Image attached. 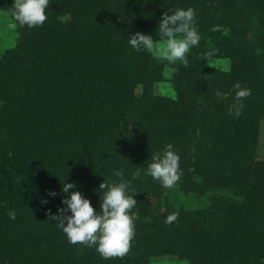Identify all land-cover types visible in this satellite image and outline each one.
<instances>
[{
  "label": "rangeland",
  "instance_id": "rangeland-1",
  "mask_svg": "<svg viewBox=\"0 0 264 264\" xmlns=\"http://www.w3.org/2000/svg\"><path fill=\"white\" fill-rule=\"evenodd\" d=\"M77 1L65 0L66 10L69 12H65L61 18L72 22L75 38L73 44L83 46L88 56L92 53L91 45L96 44L95 41H90L95 35L91 34L92 27L88 20L85 18L83 21L82 14L71 9ZM106 1L116 3L126 0H101L104 7ZM222 1L226 0H198L192 7L196 10L195 21L201 40L199 45L192 47L187 54L188 64L194 63L197 67L195 76L201 77L208 85H213L205 87L209 92L213 91L214 97L207 106V100L194 96L199 100V105L188 109V116L184 120L193 124L195 122L194 131L191 128L193 126L188 125V132H194L195 137L184 146L183 154H180V179L171 188L161 186L157 193L144 194V198L137 201L135 207L130 210L138 213V218L135 219V235L129 251L123 256H118L121 257L119 264H216V261L221 264H264V18L258 15L262 0H236L231 7L228 4L222 6ZM12 2L13 0H0V71L14 70L15 65L22 74L43 71L45 74L47 70L56 68V61L63 58L60 52H56V48H51L49 52L48 42L54 45L51 37L55 30L63 25L55 23L47 31L49 41L33 39L34 33L30 30L35 27L20 26L14 20L10 14ZM250 2L255 5L246 9ZM58 4V0H50L46 9L58 10ZM57 13L54 15L57 16ZM48 23L47 16L42 25ZM153 40L162 42L160 35L153 37ZM24 47H29L31 52L42 51L45 56L47 50L52 53L51 59L48 60L46 56L45 63L36 61V67L32 68L34 55L28 57L27 52L21 53ZM209 47L218 51L212 57L206 58L203 53ZM145 51L148 55L142 66L148 67L152 73L162 69L165 79L162 77L163 81L152 83L147 81L144 92L140 83H137L134 93L141 96L146 92L149 100H160L162 104L171 106V114L163 118L164 125H167V134L159 131L157 124L154 127H138L132 109L126 110L128 114L124 115V118L128 125L125 129L121 127L118 134L122 140L128 141V148L131 149V145L137 148L139 144L135 135L137 131L141 134L139 138L144 135L148 141L146 150L152 148L153 152H162L171 136L176 139L175 143L179 142L176 134L179 136L184 126L179 117L180 112L172 107L171 102L180 98L177 80L174 81L173 77L177 76L185 65L180 61L169 62ZM15 55L20 59L14 63ZM45 56L42 55V58ZM139 63L134 60L129 66V79L133 73L140 72L138 70L142 66H139ZM236 71L240 75L250 74L253 82L243 77H232ZM236 81H239L242 87L251 89V95L242 98L243 109L239 116L229 112V106L235 100V89L232 85ZM185 84L183 82L182 85ZM217 90L225 93V97L217 98ZM2 91L6 92L5 97ZM11 91L9 86L6 88L5 84L0 85V104L5 103L10 93H13ZM62 95L54 93L49 105L47 102L41 104L40 115L28 109L22 97L18 100L16 98L9 107L0 105V171L2 167H7L9 171L17 170L16 174L18 172L21 175V181L17 180L13 184L14 189L13 185L11 187L12 192L7 194L10 198L15 195L16 190L13 200L16 218L10 219L0 210V248L15 249V255H19L18 257H29V264H58L60 260L65 259V250L72 251L71 254L75 258L93 254L105 262L107 258L96 251L94 246L70 243L64 232L54 221L49 220L45 212V209H51L55 213L58 207H63L62 198L67 195L62 192L63 183L77 181L73 177L70 179L72 174L69 164L78 163L80 160L78 150L81 141L80 136L75 133L78 121L71 113L60 114L53 108L59 98L65 97ZM206 106L209 107L207 111ZM105 111L104 104L98 115ZM100 117L103 118V115ZM240 135L246 138H243L242 144L238 141ZM238 148L244 153L245 162H250L248 167L223 169L222 162H216V165L213 164L217 166L214 170L216 173L210 176L209 183H204L205 179L197 177H192L189 187L184 182V175L187 177L193 168L184 173L187 168L182 164L184 160H212L210 157L213 151L226 154ZM91 171L93 170L89 169V172ZM89 175L86 174L78 188L69 191L79 190L94 208L99 210L100 192L103 190L91 181ZM44 190H55L57 193L55 196L49 195V204H42L38 199V193H43ZM212 208L217 209L214 211L218 213L217 216L211 211ZM173 211L178 212L179 219L190 221L192 218H200L207 227H212L214 232L216 230L218 234L213 240L215 250L208 251L204 256H193L180 252L174 245L165 244L172 231V226L165 223V218ZM239 226L245 227L244 236L237 234ZM248 226L250 231L247 230ZM236 236L242 237L243 240L235 239ZM237 241L246 243L248 247L245 244H237ZM55 259L58 261H54Z\"/></svg>",
  "mask_w": 264,
  "mask_h": 264
},
{
  "label": "trees",
  "instance_id": "trees-1",
  "mask_svg": "<svg viewBox=\"0 0 264 264\" xmlns=\"http://www.w3.org/2000/svg\"><path fill=\"white\" fill-rule=\"evenodd\" d=\"M58 1V10L46 9L49 23L37 26L30 31L34 33L33 39L49 41L47 31L55 23H61L63 27L57 28V31L55 30L54 35L51 37L54 45H51L49 42L48 44L50 46L49 52L56 48V52H60L63 59L57 60L55 63L56 68L47 70L45 74H43L44 71L22 74L17 70L15 65L14 70L0 71V85L5 84L6 88L9 86L12 90L11 92H13L7 97L5 103L0 105L9 107L16 98L18 100L22 97L27 103V108L31 109L35 114L40 115V112L42 114L41 104L47 102V105H49V102L53 100L51 97L54 93L61 96L64 94L65 97L59 98L53 108L58 110L60 114L62 112L71 113L77 119L78 129L75 128V133L77 136H80L79 140L81 141V146L78 150L80 160L78 163L69 164L72 174L70 179L72 177L75 180L77 179L75 182L77 188L86 174H90L91 181L96 185H99L104 179L109 182L120 179L130 180L129 194H132L134 191L133 196L136 201H141L144 198V194H154L161 190V183L158 180H154L144 171L151 162L152 155L155 152H153L152 148L149 150L145 149L148 146V141L144 135L139 138L141 134L137 131L135 134L139 143L137 148H135V145H131V149L128 148V141L121 139L118 130L121 127L126 128L128 123L124 115L128 114L126 113L127 109H132L133 116L138 121V127L142 125L154 127L157 124L159 126L156 128L167 134V125H164L163 118L171 114L172 111L171 106L162 104L160 100H149L150 97L146 92L141 96H137L134 93V86L137 83H140V87L144 89L146 83L160 81L162 77L163 80L165 78L162 74V69L154 70V73H152L148 67L142 66L148 54L145 50L137 51L133 49L128 43V35L140 31L151 34L152 37H157L160 35L158 24L165 11L171 14L176 8L186 9L193 7L198 0H126L125 2L118 1L116 3L106 1V7L100 2L101 0H78L76 2L78 4L75 3V6L71 9L82 14L83 21H85V18L88 20L89 25L92 27L90 29L91 34L95 35L90 41H95L96 44L91 45L90 51L92 53L88 56L83 46L73 44L75 41L73 24L69 19L61 18L65 12H69V10H66L67 3L65 0ZM235 2L236 0L222 1V6L228 4L231 7ZM253 5L255 3H248L246 9L253 7ZM261 7L258 15L264 18V0H262ZM56 12H58V17L54 15ZM22 52H27L26 55L28 57L34 55L35 59L32 68L36 67V61L40 64L41 62L45 63L46 56L49 60L52 55L47 50L46 56L42 51L31 52L29 47H24ZM40 53L45 56L44 59ZM19 59V56L16 57L15 55V58H13L14 63L18 62L17 60ZM262 59L264 61V56H262ZM134 60H137L138 63L141 61L139 66L142 67L138 70L140 72L137 74L133 73L131 79H129L130 72L128 68ZM182 69L177 76L173 77L174 81L177 80L176 85L180 98L173 99L171 103L173 104L172 107L177 112H180L179 117L184 126L181 128L182 131H180L179 136L178 133L176 134L179 140L178 143H175L176 139L172 136L166 141L167 144L171 142L174 145V150L179 155L183 154L182 150L184 146L188 145L191 139L195 137L194 132H188V125L190 124L193 126L191 128L194 131L195 122L193 124V122L189 123L184 120L188 116V109L190 110L193 105H199L197 103L199 100L194 96H200L207 100V106H209V102L214 97L212 96L213 91L209 92L206 89L208 86L213 85H208L201 77L197 78L195 76L197 67L194 63L188 64ZM156 72L159 73L155 76ZM152 74L153 77H151ZM232 77L236 79L243 77L253 82V78L248 73L240 75L236 71ZM183 82L186 84L182 85ZM178 85L181 87L179 88ZM216 87L217 89L219 88L218 86ZM14 91H17V94ZM2 92L5 97L6 92ZM104 104L106 105V111L100 114L103 115V118H101L98 115V111L103 108ZM207 106L205 108L206 111L209 108ZM176 127L175 125V129ZM243 138V136H239L238 141L240 144L246 139ZM210 158L212 160H201L198 158H196V161L186 162L185 160H181L183 161L182 164L187 166L184 169V173L193 167L187 177L184 175V182L188 187L191 186L190 181L192 177L205 179L204 183H209L210 176L216 173L214 171L217 167L215 166L216 162L219 164L222 162L221 166L223 169H243L250 164V162H245L244 153L242 154L239 148L226 152V154L222 151H213ZM89 169L93 171L89 172ZM116 169L123 172V177H116L114 175V170ZM137 169L141 170V175L133 179L132 174ZM16 171L11 172L7 167H2L0 171V210H2L3 215H7L8 211L13 209L16 190L15 195L10 198H8L7 194L12 192V189H14L13 184L17 180L21 181V175L18 172L16 174ZM198 184L201 185L202 183ZM12 185L13 188L11 189ZM4 188L6 191L3 190ZM44 191L43 193H38V199L41 200L42 198L49 197L48 192H46L47 190ZM216 210L212 208L211 211L214 212ZM214 215L217 216L218 213L214 212ZM44 216L41 217L43 218ZM170 225L172 226V231L165 244L174 245L180 252H187L193 256L197 254L204 256L205 253L207 254L208 251L215 248L213 240L218 232L215 230V233L212 227H207L202 219L192 218L190 221H187L186 219H179L177 217ZM249 226L247 228L248 231L251 230ZM245 231V227L239 226L237 228V234L240 236H244ZM238 238L243 240L242 237L237 236L235 239L239 240ZM205 241L207 243H203ZM237 244L247 245L239 241H237ZM8 248L6 250L0 248V264H29V257H23L22 255L18 257L19 255H15V249ZM52 250L54 251L53 247ZM71 253L72 251H64L65 261L60 260L57 256L60 260L58 264H119L118 260L121 258L118 256L108 257L104 262L103 259H98L93 254H89L87 257L75 258ZM54 261L58 260L55 259ZM216 264H221V262L216 261Z\"/></svg>",
  "mask_w": 264,
  "mask_h": 264
},
{
  "label": "clouds",
  "instance_id": "clouds-1",
  "mask_svg": "<svg viewBox=\"0 0 264 264\" xmlns=\"http://www.w3.org/2000/svg\"><path fill=\"white\" fill-rule=\"evenodd\" d=\"M50 0H13L10 14L20 25L28 27L41 26L47 19L46 6ZM196 10L192 7L176 8L171 14L165 11L159 21L158 30L161 43L153 40L151 34L137 31L128 35V43L137 51L147 50L153 55L163 57L169 62L180 61L188 65L190 49L199 45L201 34L195 21ZM218 49L209 47L203 55L210 58ZM235 89V100L229 106V112L239 116L243 109V99L251 95V89L242 87L239 81L232 85ZM225 93L217 90V98L225 97ZM147 175L158 180L165 188H171L180 179V155L174 150V145L169 142L163 151L152 155L151 162L144 169ZM116 177H123V172L114 170ZM141 170L137 169L132 178L140 177ZM130 180H112L99 184L101 199L99 210L95 209L90 200L76 189L74 182H64L62 192L67 195L62 198L63 207H58L55 213L45 209L50 221H54L66 235L70 243H81L85 246L96 248L105 258L125 255L135 235V219L137 212L130 211L137 203L132 194H129ZM48 195H57L55 190H49ZM46 204L47 198L40 201ZM10 219L16 218L14 209L7 213ZM178 212H171L165 218V223L176 220Z\"/></svg>",
  "mask_w": 264,
  "mask_h": 264
}]
</instances>
